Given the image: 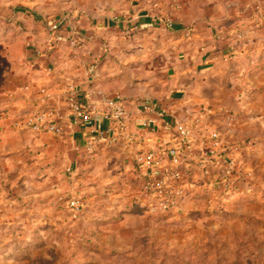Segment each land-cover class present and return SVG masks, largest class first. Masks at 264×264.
<instances>
[{
    "label": "rangeland",
    "instance_id": "1",
    "mask_svg": "<svg viewBox=\"0 0 264 264\" xmlns=\"http://www.w3.org/2000/svg\"><path fill=\"white\" fill-rule=\"evenodd\" d=\"M141 1L153 11L164 10L161 19H170L173 27L178 19L197 18L204 12L214 27V38L219 33L236 41L241 60L250 62L246 56L254 51L257 64L264 55L261 0H0V90L24 65L17 56L29 61L58 52L73 59L92 57V66L109 54L117 57V34L97 33L98 41L87 43L83 25L107 17L115 22L124 19ZM159 24L163 36L172 33L176 38L162 20ZM65 26L77 33L74 44L70 39L62 43L59 30ZM106 38L115 44L109 46ZM122 38L124 75L138 77L141 72L142 77L161 80L166 61L156 55L159 48L151 53L133 45L134 36L127 33ZM147 52L151 54L147 60L137 59ZM253 70L263 69L256 65ZM115 95L122 93L108 97ZM246 105L243 99L238 101L239 109ZM231 112L237 124L238 113ZM62 144L68 152L69 145ZM250 146V140L238 144L237 159ZM27 150L9 153L11 159L0 165V218H13V253L0 254V264H264V206L254 214L245 212L243 205L250 201L254 187L250 177L241 173L238 160L232 198L218 181H209L201 184L204 191L197 194L194 189V195L176 210L158 215L141 207L147 202L141 196L133 152L117 142L94 152L84 148L81 156L75 153V162L65 152L60 157L49 149ZM189 181L197 189L201 180ZM72 199L80 204L76 213L69 207ZM119 218L124 219L119 222ZM105 220L110 221L105 224ZM103 245L109 247L101 250Z\"/></svg>",
    "mask_w": 264,
    "mask_h": 264
},
{
    "label": "crops",
    "instance_id": "2",
    "mask_svg": "<svg viewBox=\"0 0 264 264\" xmlns=\"http://www.w3.org/2000/svg\"><path fill=\"white\" fill-rule=\"evenodd\" d=\"M261 2L264 17V0ZM164 13V10L153 11L149 3L141 1L124 19L119 18L115 22L107 17L91 26L83 25L87 43L98 41L96 37L99 34L111 36L114 32L118 35L116 44L119 45V55L115 57L109 54L104 61L97 64L93 58V66L89 64L92 57L80 56L73 59L58 52L48 58L28 59L29 61L20 60L17 56L16 61L19 59L18 62L22 61L24 65L18 66L20 68L18 73H15L16 77L9 82L7 80L5 88L0 90V165L4 159H11L7 157L9 153L13 154L19 150L26 153L28 148L40 152L53 150L60 157L65 152L68 153L65 156H68L69 161H77L75 153L81 156L84 149L83 128L71 126L62 120V133L56 136L47 133L33 134L22 125L26 116L39 109L36 94L38 89H46L49 95L48 105L58 108L61 114H64L65 88L68 84H73L85 105L101 107L103 98L117 92L122 93L130 115L131 129L140 124L139 109L144 102L165 109L170 123L180 121L184 110L190 107L204 106L215 112L223 108L237 111L238 122L234 133L225 138V142L232 146L246 140L252 142V146L246 147L240 154V159H237L236 152L233 153V158L240 163L241 173L250 177L254 187V193L248 197L250 201L243 207L246 213L254 214L259 207L264 206V68L262 71H253L250 68L249 72L248 68L255 62L252 58H256L254 51L251 56H246L250 62L241 60L243 56L240 55L236 41L231 38L224 39L219 33L216 34L217 38H214V27L206 21L207 14L204 12H199L197 18H186L185 21L178 19V23L174 24L175 30L172 29L176 38L169 32L170 36H163L159 21ZM67 26L59 30L62 43L66 39L75 40L74 35H77ZM127 33L134 36L133 45L137 47H145L151 53L159 48L156 55L161 54L166 61L161 80L153 76L142 77L141 72L136 73L138 77L124 75L120 63L126 57L122 54L125 50V40L122 36ZM106 40L111 47L115 44L112 38ZM99 41L104 44L102 40ZM62 46L63 44L60 45L61 48ZM262 50L264 51V44ZM150 55L147 52L137 59L147 60ZM25 86L29 87L28 91L23 90ZM240 99L247 104L245 109L238 108ZM239 110L242 111L239 113ZM95 121L97 127H100L98 116ZM216 123L213 118L209 125L215 129ZM62 142L69 145L68 152L64 151ZM155 142L156 137L149 136L142 143V148H147ZM123 219L119 218V222ZM139 219L141 221L143 218ZM107 221L103 223L107 224ZM0 224V254L8 256L13 253V218H0ZM107 234L110 237V231H107ZM123 247L122 245L120 249Z\"/></svg>",
    "mask_w": 264,
    "mask_h": 264
},
{
    "label": "built area",
    "instance_id": "3",
    "mask_svg": "<svg viewBox=\"0 0 264 264\" xmlns=\"http://www.w3.org/2000/svg\"><path fill=\"white\" fill-rule=\"evenodd\" d=\"M157 4L155 1L154 6ZM164 23L173 29L170 19H165ZM58 38L56 35L55 39ZM23 90L28 91L29 87ZM48 99L46 89L37 90L39 109L26 116L23 125L35 134L56 135L61 132V121L65 120L71 126L83 128L84 148L89 152L113 142L132 150L134 163L139 168L143 198L159 212L174 210L184 199L192 197L195 186L189 180L194 178L204 182L218 181L232 198L235 191L232 177L237 167L233 153L237 146L226 144L225 138L234 133L236 118L228 109L215 112L204 106L190 107L184 110L180 121L170 123L165 109L144 102L139 109L140 124L131 129L130 115L121 95L103 98L101 107L85 105L75 86L68 84L63 99L64 114L48 105ZM97 116L100 127L95 121ZM213 118L217 122L215 129L209 125ZM149 136L156 137V142L142 148ZM68 203L72 212L79 211L77 199Z\"/></svg>",
    "mask_w": 264,
    "mask_h": 264
},
{
    "label": "trees",
    "instance_id": "4",
    "mask_svg": "<svg viewBox=\"0 0 264 264\" xmlns=\"http://www.w3.org/2000/svg\"><path fill=\"white\" fill-rule=\"evenodd\" d=\"M162 20V22L164 23V21H163V19H161ZM160 20V21H161ZM164 25H165V23H164ZM173 29L175 30V28L173 27ZM53 32H55L56 30L55 29H53L52 30ZM35 57H33V59H34ZM261 63V64H260ZM260 64V65H259ZM257 65V67L259 68V70H261V69H263L264 68V58H261V60H259V62H257V64H253V66L251 65L248 69H249V72H251V70H250V68L251 69H253V67L254 66H256ZM259 65V66H258ZM254 71V70H253ZM257 71V70H256ZM37 94V93H36ZM62 132H60L59 134H56V136H59L60 134H61ZM135 168H136V174L138 175V181H139V184H140V179H139V177H140V175H139V168H138V166H136L135 165ZM202 183H205L204 181H200L199 182V186L197 187V189L195 188V191H196V193L198 194L199 192H202V191H204V186H202L203 184ZM202 184V185H201ZM247 186H249V184H247ZM140 190H141V188H140ZM141 196H143V192H142V190H141ZM240 196H238V194H237V198H239ZM245 198H246V196H245ZM141 207L142 208H145V207H147L146 209H147V212L149 213V214H158V215H165V214H169V213H171V212H173L174 210H176V209H174V210H171V211H169V212H166V213H161V212H159L158 210H156L155 208H154V206L152 205V204H149V203H145L144 205H142L141 204ZM147 219H149V218H147ZM104 250V248H101V250ZM106 250V249H105Z\"/></svg>",
    "mask_w": 264,
    "mask_h": 264
}]
</instances>
